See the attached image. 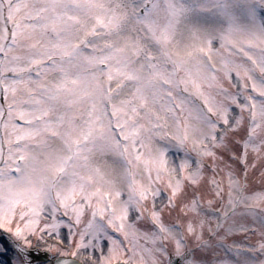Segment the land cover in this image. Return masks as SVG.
I'll return each instance as SVG.
<instances>
[{
    "label": "snow or ice",
    "instance_id": "snow-or-ice-1",
    "mask_svg": "<svg viewBox=\"0 0 264 264\" xmlns=\"http://www.w3.org/2000/svg\"><path fill=\"white\" fill-rule=\"evenodd\" d=\"M0 264H264V0H0Z\"/></svg>",
    "mask_w": 264,
    "mask_h": 264
}]
</instances>
